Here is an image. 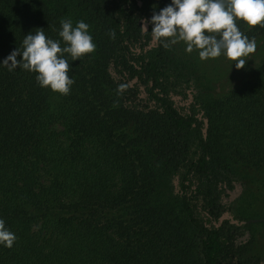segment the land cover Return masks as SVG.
Returning a JSON list of instances; mask_svg holds the SVG:
<instances>
[{"label": "trees", "instance_id": "16d2710c", "mask_svg": "<svg viewBox=\"0 0 264 264\" xmlns=\"http://www.w3.org/2000/svg\"><path fill=\"white\" fill-rule=\"evenodd\" d=\"M169 3L0 0V61L38 28L61 39V19L84 20L96 44L68 56L66 95L0 65V218L17 237L0 264H259L212 221L221 173L264 167V63L206 104L208 122L183 113L170 79L186 62L159 40L145 51L152 25L141 28Z\"/></svg>", "mask_w": 264, "mask_h": 264}, {"label": "clouds", "instance_id": "9594fccd", "mask_svg": "<svg viewBox=\"0 0 264 264\" xmlns=\"http://www.w3.org/2000/svg\"><path fill=\"white\" fill-rule=\"evenodd\" d=\"M236 20L252 27H264V0H170L159 12L154 11L141 28L149 32L147 25L151 24L152 38L159 40L164 48L183 42L185 52L198 50L202 61L223 55L236 62V69H242L257 45L254 38L250 39L240 30ZM60 25L61 39L54 40L46 36L43 28H38L26 34L21 48L14 49L0 65L9 71L19 67L35 72L40 87L68 94L75 82L68 74L70 63L94 52L96 44L90 25L84 20L74 24L70 18L61 19ZM16 239L15 233L0 218V245L11 248Z\"/></svg>", "mask_w": 264, "mask_h": 264}, {"label": "rangeland", "instance_id": "374dc122", "mask_svg": "<svg viewBox=\"0 0 264 264\" xmlns=\"http://www.w3.org/2000/svg\"><path fill=\"white\" fill-rule=\"evenodd\" d=\"M255 41L256 51L247 57L242 69H236V62L223 55L202 61L198 50L189 54L183 42L172 45L170 48L186 62L185 66L178 63L180 69L172 71L174 75L170 79L177 86L171 96L180 111L187 114L196 110L208 122L206 104L223 97L236 84L241 85L253 68L264 63V37ZM158 46V40L152 39L145 51H153ZM230 169L228 174L221 173L227 178L222 185L225 192L220 193L222 214L217 221L210 217L207 220L217 227L226 225L241 237L246 255L264 264V167L248 168L238 164ZM167 187L177 195L178 177L169 178Z\"/></svg>", "mask_w": 264, "mask_h": 264}]
</instances>
